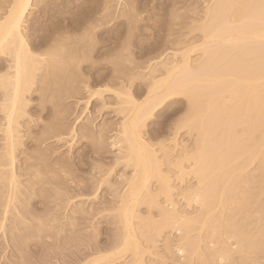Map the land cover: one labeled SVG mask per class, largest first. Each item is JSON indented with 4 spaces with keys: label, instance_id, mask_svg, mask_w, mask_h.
Wrapping results in <instances>:
<instances>
[{
    "label": "bare ground",
    "instance_id": "bare-ground-1",
    "mask_svg": "<svg viewBox=\"0 0 264 264\" xmlns=\"http://www.w3.org/2000/svg\"><path fill=\"white\" fill-rule=\"evenodd\" d=\"M52 1L54 0L0 2V237H7L6 229L11 223L12 226L16 223L13 226L16 228L20 226L19 223L24 226L23 224L30 222L31 226L27 224L29 227H25L32 230L22 228L29 231L27 233L30 235L34 234L33 237H38L42 231V234L45 233L50 218L54 223L58 221V215H50L63 208L60 206L61 202L64 208L72 203L76 205L75 210L65 215L69 226L77 225L75 222L73 225L76 215H84L85 220L93 213L92 208L82 207L84 201L82 204L78 203L85 193L86 184L74 178L72 179L76 182L70 178V182L66 180L67 177L74 176L71 175V165L60 161L50 164L52 150H49L51 154L38 147L46 139L72 142L79 137L83 141L92 139L90 141L93 153L98 154L102 150L104 134L107 132L106 125L96 127L97 130L93 131L90 122L82 124L80 129L77 128L78 121L71 126H64L61 122L69 110L68 106L62 104L64 100H77V96L81 95L84 89L88 93L84 110L93 105L106 109L110 99L116 106L115 112L122 115V124L119 125V130L117 129V144L121 143L122 147H119L116 165L121 163L125 167H131L133 172L126 180L124 191H113L117 197V205L113 207V211L116 212L117 223L121 226L116 233L118 239L122 240V245L119 244L121 252L130 250L133 253L132 264H141L140 254L150 251L145 250V246L141 250V243H137L139 236L143 237L145 244L152 243L155 235L157 237L163 229L172 227L182 234L179 237L184 241L181 245L182 252L187 258L186 263L189 264L194 260L196 264H217L219 260H229L233 253L243 254L240 256L244 261L247 254H261L264 250V18L258 7L260 0H210V5L204 9L203 21L193 27L201 32L202 36V42L198 46L201 55H198V59L191 61V49L183 50L180 54H172L171 58L167 56L159 64L150 65L145 73L135 72L141 66L133 61L129 47L137 17L136 13H133L136 9L133 4L125 5L121 0H102L99 7L88 8L86 13L77 10L71 13L70 17L66 12L58 11L49 17L48 22H40L43 25L34 27L32 42L35 43L30 44L24 33V24L31 8L36 7V10L43 14V19L47 17L46 9ZM13 5L19 7L13 8ZM122 18L129 20L126 25L127 33L125 37L122 36L123 33L118 34L117 40L124 38V41L119 47L104 54L102 62L110 68L96 82L103 85L94 90L90 84H86L82 69L85 66L95 69L96 60L92 54L100 44L97 36L109 33ZM36 35L40 39L37 37L38 40L35 41ZM123 63L127 64L126 67H123ZM131 75L136 78H130ZM135 81H140V89L146 87V96L142 101L135 99L127 87ZM35 85L38 88H35ZM46 91H49L50 97L46 100L49 99L48 102H51L54 108L51 116L53 121L44 123L39 137L35 140L38 145L35 157L27 156L22 165H19L23 167V171L19 169L21 172H18L15 153L22 144L19 119L26 114L29 103L26 96L33 92L44 95ZM180 97H184L187 102L185 127L195 134L193 145L189 149L182 146L179 151L181 156L179 159H173V164L170 151L173 153V150L178 148L175 139L170 151L160 147L159 154L161 152L160 157L165 160L163 162L168 168L172 164L173 168L170 167L179 184L185 175H192L195 179L194 188L188 186L183 192L180 191L188 206L194 202L199 207L200 214L193 216V219L188 218L183 209V212L180 210L181 213L177 206L175 207V202L172 201L175 187L172 188L171 185L174 176L169 175L172 170L166 168L169 172L164 170L167 173H163L161 168L164 164L160 161L161 158L151 149L152 143H147L142 136L145 123L150 117ZM40 119L39 116L38 121ZM183 162L189 163L187 168ZM251 165L254 167L249 171L248 167ZM110 173L107 172L106 176ZM22 177L28 179L23 180ZM150 179H155L158 183L156 192L149 187ZM105 180L98 179L96 183H108ZM241 184L243 186H239ZM69 187L72 193L77 192V195H69ZM79 191L83 192V195L78 193ZM160 195L170 203V209L159 207L157 196ZM33 197L40 200L36 201ZM50 197L56 201L55 208H48L47 213V208L44 209L46 215H37L38 213L28 209L34 203L44 207L43 199H51ZM140 204L150 207L156 205L158 208L160 220L154 222L155 224L150 220L152 233L138 211ZM216 208H220V211L216 212ZM47 215L50 216L49 219L46 218L49 217ZM250 218L255 225V231L252 232L247 224ZM134 220L137 221L136 224ZM193 221L199 225V234H195L196 237L190 234L196 229L192 227L195 225ZM8 222L11 223L7 225ZM48 224L50 225V222ZM12 230H9L11 234ZM223 235L235 240V249L228 247L225 238H222L224 241L220 238L223 243L219 241V237ZM194 237L198 239L194 241ZM198 240H206L204 245L214 244L201 250L198 247L201 242ZM168 245L166 244V252L169 251ZM19 258L23 260L20 253ZM78 259H73L71 264L112 262L99 252L88 260ZM25 260L24 263L21 261L18 264L27 263ZM43 263L47 264L45 261L41 264Z\"/></svg>",
    "mask_w": 264,
    "mask_h": 264
},
{
    "label": "rangeland",
    "instance_id": "rangeland-1",
    "mask_svg": "<svg viewBox=\"0 0 264 264\" xmlns=\"http://www.w3.org/2000/svg\"><path fill=\"white\" fill-rule=\"evenodd\" d=\"M2 1L3 0H0V2ZM101 1L102 0H54L50 3L48 8L46 9L48 11V13H46L47 17L43 19L41 18L43 14L40 13L38 10H36V7L31 8L27 16L26 23L24 24L26 30V31L24 30V33L30 41L28 42L30 44L35 43L32 42V40H34L32 34L34 27L36 26L35 28H37L38 26L40 27L39 24L42 23L45 24L46 22H48L47 20H49V17H52L58 11L66 12L67 13L66 15L70 17V14L75 11L77 12V10H81L83 11V13H86L89 10L88 8H94L95 6H96L95 8L99 7V5H101ZM120 2L125 5L131 3L136 9L133 12L134 14L136 13L135 15L137 16L135 19L136 22L134 23L135 27L132 32V37L130 38L131 40L129 39V44H130L129 47L133 57L132 59L134 62L136 61L139 67L141 66V68L135 72L145 73L146 70L148 72L147 68L150 65L152 66L157 63L159 64L161 63V61H163V59H166L167 56L168 58H171L172 54L174 53H176V55L177 53L180 54V52L183 50L191 49V52L189 53V59L191 61L197 60L198 59L197 57L201 55L200 49L198 47L199 44L202 42L201 32H199L198 30H194L193 27H196L199 23L203 21L202 17H203L204 9L210 5V0H121ZM40 18L42 20H40ZM36 21L39 22L36 23ZM128 22H129L128 19L126 20L125 18H122L120 19L119 23L114 25V28L110 30L111 33L109 32L106 34H99L97 36V41L100 44L95 49V52H93L92 54L93 59L96 60V61L93 60L94 62H96L95 63L96 65H94L96 67L95 69H91L89 66H85L82 69L83 71L81 72L83 73L82 74L83 78L87 80V81L85 80L86 84L88 85L90 84L92 86V87L90 86L92 89L95 90L103 85L101 83L99 85V83L97 84L96 82L99 80L100 77H102L106 72H108L110 66L105 65V62L104 61L102 62V59L104 58V54L107 51L112 50L115 47L117 48L119 47L120 43H123L122 41H124V38H121L122 40L120 39L118 41L117 36L118 34L123 33L122 36L125 37L127 33L126 25L128 24ZM37 37L39 38V36L36 35L35 41L38 40ZM106 40L107 41L109 40L110 42L109 41L107 42ZM103 41L104 44H102ZM126 65H127L126 63H123V67H126ZM139 82L140 81H135L133 84H130L129 86L127 85V87L130 88V91L132 92V95H134L135 99H137L138 101H142V99L146 96V90H145L146 87H142L140 89ZM34 87L38 88L36 87V85ZM114 88H117V86H115ZM82 91L83 92L80 93L81 95L77 96L76 98L77 100L75 99L68 100L67 98L66 101L65 100L64 102L61 101V103L63 102L62 104H65L69 108V110H67L68 113H66V118H64V121L61 120V122L63 123L64 126H71L76 121H78L79 123V125H77L78 129H80L81 126H83L85 123L90 122V124L92 125V126L90 125V127L93 131L97 130L96 127L106 125L105 128L107 129V132L104 134V138H103L104 143L101 145L102 150L98 154L93 153L92 141H90L92 139L90 138L88 140L84 139L83 141V139L77 137L72 142L67 140L63 142H56V140L54 139H46L43 141V144L39 142L42 145L39 146L36 145L35 140L39 137L41 132L40 129L43 128L42 126L45 125L44 123L48 124L53 121L51 116L53 114L54 108L51 105L52 103L48 102L50 99V97L48 96L49 91L48 92L46 91L47 93L45 92L44 95L38 94V92L36 93L33 92L32 94L30 93L26 96L27 100L29 99L28 100L29 103L26 109L27 115L25 114L23 118L19 119L20 120L19 126L21 125L20 135H22L23 137L22 144L20 145V147H18L17 152L15 154L17 159L16 164H17L18 172H21L22 170L21 168L23 167L19 165H22L21 163L25 158H27V156L35 157L36 151L38 150V149L36 150V146H38L39 148L41 147L40 148L41 150L47 151L51 154L53 152V154L50 156L51 158L49 161L50 164H53L54 161H60L65 164H69V166L71 165L70 166V171L72 169L71 175L74 176H69L66 178V180L70 182V180L75 179L76 181H81L84 184H86L88 190L87 188L85 189V193H84L85 197H83L84 196L82 194L83 192L79 191L78 193H81L83 196H82V200L81 198H79L80 201L78 198L77 199L79 201L78 203L81 202L83 203L84 201L83 204L81 203L82 207L84 209L92 208L91 211L93 213H91L92 215L90 214L89 217L85 220H84V215L82 217L76 215L75 216L76 219L73 220V225L74 222L75 225L76 224L77 225L76 226L70 225L71 226L70 227L68 225L69 223L65 219V215L67 216L70 214L71 210H75L76 207L74 206L76 205L72 203L73 206L70 204L67 208L66 207L64 208L63 202H61L62 204L60 203L59 204L63 208L59 209L58 212H56V214L53 210L54 212V214H52L53 216L50 215L51 217H54V215H58L56 216L57 218L55 217L56 219H58V221L57 222L55 221L54 223L51 220L50 216L47 215L49 217L46 218L48 219L50 218V220L52 221L51 222L49 220L50 225L48 224L49 222L48 223L46 222L47 229L45 227V230H47L48 232L46 231L45 233L42 234L43 232L42 231L40 235L38 234V237L34 236L35 238L33 237L34 234L30 235L27 233L29 231H25L26 229H29L25 226H28L27 224L30 225L31 224L30 222L29 223L26 222V224H23L24 226H22V224L19 223L20 226L18 225L16 226V228H13V226L16 223H13L14 225L12 226V223L8 222L7 225L11 223L9 225H11L12 227L7 226L6 229L7 237H5L6 239L2 238V236L0 237V264H18L21 261L24 263L23 260L25 259H26L25 262H27L25 264H41L42 261H45L47 264H63L64 261H70L72 263V261H74L73 259L75 258L80 259V257H83L80 260L82 259L88 260L92 258L94 254H97V252L101 253L102 255H106L110 259V261H112L111 264H129V263L132 264L131 256L133 253H131L130 250H126V251L124 250L123 252H121L122 240L121 238L118 239L119 237L116 236L117 230L120 229L121 226L120 223H117L118 220L115 217L116 212L113 211V207L117 205V204L115 205V203H117L116 200L117 197L115 195L116 193L114 192L117 191L118 193L120 190L124 191V189H126L125 186L126 180L129 179V177L133 172V169L131 167H125L121 163L116 165V157L120 149L119 147H122L121 143L117 144L118 143L117 138L119 137L117 131L119 130L118 128L120 127L119 125L122 124L123 121L122 115H119L117 112H115L114 108L116 106H114V101L113 100L111 101L110 99H109L110 103H108L106 109L104 108L105 110L101 109L100 105H93L91 108L88 107L86 110H84L85 107L84 105L88 93H86L84 89H82ZM46 98L49 99L46 100ZM43 108L44 110L42 111L41 109ZM186 108H187L186 99L184 97L182 98L180 97L176 99L173 103L171 102L163 106L162 109H160L158 112L155 113V115L150 117V119L145 123V127L143 128V132H142L143 139H145L147 143L150 144L152 143L151 146L153 148L151 149L155 150L156 154L159 157L160 155H162L161 152L159 154V149H161L162 147L165 149L168 148V150L170 151V148L172 147L174 140L173 139L170 140L169 138L174 137L175 142H177L178 144V148L176 151L173 150V153L172 150L170 151V158L172 159V164L174 160L180 158L181 154L179 155L180 153L179 151H181L182 149L181 147L185 146L188 149L191 148L195 139V134H193L194 132L188 130V128L184 127L180 131H175L171 127V122L169 118L172 117L174 114H181V110H183V112L186 113ZM39 116L41 118L39 120L40 122L38 121ZM49 150L50 151L52 150V152H50ZM160 158H161L160 161L164 164L165 162L163 161L165 160L164 159L162 160V156ZM182 164L184 165L185 168H187L189 165V163L187 162H183ZM171 165H169L168 168V166L164 164L161 169L165 174L169 172V170H172L170 171L171 174L169 172V175H171L172 177L173 169H171L172 167ZM253 167H254L253 165H251V167L249 166L248 170L251 171ZM166 168H168L169 170ZM164 170H166L167 172ZM107 172L109 173L111 172L109 176L108 175L106 176ZM41 177L46 178L43 175H41ZM68 178H70V180ZM102 178H104V180L106 178L107 180L105 181L108 183L98 185L96 181L98 182V179L102 180ZM25 179H28V177L23 178V180ZM148 181H149L148 182L149 187L156 192V189L158 188L157 181L155 179H150ZM177 181L178 180H175V176L174 178L172 177L171 183L172 182L173 183L171 185L172 188L175 187L174 188L175 190L173 191L172 201L175 202L174 203L175 207L177 206V209L179 211L180 210L182 211L183 209L184 212L183 211L182 212L186 213L188 218L192 217L191 219H193V216L195 217V215L200 214L199 207L194 202H192L188 206L181 192H183L184 188L188 186L189 188L190 187L194 188L195 179L193 178L192 175H187V176L185 175L183 177V181L181 184H179L178 183L179 181L178 182ZM95 185H97L98 187H96ZM239 186H243V184ZM70 189L71 187H69L68 193H71L69 195L71 196L72 194L73 196L74 194L77 195V192L73 191L74 193H72V190ZM35 199L36 201L40 200V198L38 197ZM35 199H31V200L35 201ZM44 201H45L44 203L45 208L42 207L43 205H39L37 203L34 204L31 203L32 205L31 204L28 205H31L32 207L28 206L30 207L28 209L30 210L32 209L34 213L36 212L35 214L38 213L37 215L41 213L42 215L41 214L40 215L43 216L51 208L53 209L56 203L54 198L53 199L47 198L46 200L43 199V202ZM157 202L160 205V206L158 205L159 207L165 209L171 208L170 203L166 201V198L163 197V195L157 196ZM148 206L149 205L147 204H142V205L140 204L138 211L140 215L145 219V223L149 225V229L150 228L152 229L151 227L152 223L160 220L159 211L157 210L158 208L156 207V205L155 207L154 206L148 207ZM44 209H46L45 213L43 211ZM215 210L216 212H219L220 208H216ZM182 215L184 216V214ZM150 220L151 222L152 221L153 222L151 223ZM252 221L253 220H251V218L247 221V224L249 225L251 232L253 230L255 231L254 229L255 225H253ZM133 222H135V220ZM136 222L134 224H136ZM193 224H195V222ZM51 226L53 227V229H51ZM197 226L199 228L198 224L192 226L193 228H196L192 231V233H190L192 237L195 236V234H199L197 230ZM10 227L11 229H9ZM22 227L23 228L25 227L26 229L24 230ZM17 229H19V231H16ZM151 229L149 231H151L152 233ZM9 230H12V234L11 231ZM33 231L30 232L33 233ZM24 233L26 236L24 235ZM178 233L180 234V232L176 228L175 229H173V227L165 228L160 232V234L157 237L155 235L152 243L147 242V244L149 243L148 245L145 244L146 242L144 239H142L143 237H140L138 235L139 239L137 238L138 240L137 239L136 240L137 243L139 242L138 244L141 243L142 246V247L140 246L141 250L144 246H145L144 248L145 250H150V251H145L143 249V251H145L146 253L140 254L142 256H140L139 259L142 258V260H139V263L141 261V264H144L145 260H147L150 262L156 261L159 262V264H164V262L168 260V262H171V264H189L186 263L185 260H187V258L185 257V253L182 252L183 246L181 245H183L184 241L179 238L182 234L179 235ZM35 235L37 236V234ZM195 237H194V241L198 239V238L195 239ZM220 238L221 239L225 238L224 239L225 242L228 241V247H230V249L236 248L235 240H233V238H228L227 236L223 235L222 237L221 236L219 237V241L221 240ZM222 240L221 242L223 243L224 240L223 241ZM166 241L170 243V245H168ZM201 241L202 240H200L199 243ZM204 242H206V240ZM204 242H201L199 246L197 245L201 250H203L207 245H208L207 247H209V245L213 246L214 244V243L211 244L208 241L209 244L204 245ZM119 244L121 245L119 246ZM166 244L168 245V247L170 246L169 251L167 250V252H166ZM147 247L149 249H147ZM19 253L20 256L22 254L23 260L19 258ZM240 255L239 254L237 255V253L236 254L233 253L232 254L233 257H231L229 260L227 261L219 260L217 261V264H264V250L261 254L259 253V255L256 256L254 254L248 256L247 254L248 257L246 256L247 259H245V261L243 257L241 258L243 254L241 256ZM24 257L26 258L24 259ZM191 264H196L195 260L191 262Z\"/></svg>",
    "mask_w": 264,
    "mask_h": 264
},
{
    "label": "snow or ice",
    "instance_id": "snow-or-ice-1",
    "mask_svg": "<svg viewBox=\"0 0 264 264\" xmlns=\"http://www.w3.org/2000/svg\"><path fill=\"white\" fill-rule=\"evenodd\" d=\"M13 8L19 7V5H13ZM259 9H260V13L262 18H264V0H260V3L258 5ZM22 42V41H21ZM115 63V61H113ZM117 71H119V66L117 65ZM130 78L135 79V75H131ZM123 91V90H122ZM89 96H91V92H89ZM190 104V101H189ZM170 122H171V127L175 130V131H180L182 130L187 122V113H184L183 110H181V114H174L172 117L169 118ZM174 139V137H170L169 138ZM63 264H71L70 261H64ZM144 264H159V262L156 261H147L145 260ZM164 264H171V262L165 261Z\"/></svg>",
    "mask_w": 264,
    "mask_h": 264
}]
</instances>
